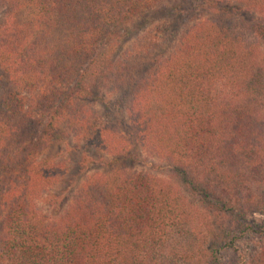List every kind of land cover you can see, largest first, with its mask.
Here are the masks:
<instances>
[{
	"label": "trees",
	"instance_id": "obj_1",
	"mask_svg": "<svg viewBox=\"0 0 264 264\" xmlns=\"http://www.w3.org/2000/svg\"><path fill=\"white\" fill-rule=\"evenodd\" d=\"M162 1L0 0V264H264L242 244H264V193L239 199L264 174V0H201L213 17L123 48ZM99 90L178 189L132 168ZM61 126L113 159L53 209Z\"/></svg>",
	"mask_w": 264,
	"mask_h": 264
},
{
	"label": "rangeland",
	"instance_id": "obj_2",
	"mask_svg": "<svg viewBox=\"0 0 264 264\" xmlns=\"http://www.w3.org/2000/svg\"><path fill=\"white\" fill-rule=\"evenodd\" d=\"M201 0H164L159 4L158 9L153 14H148L144 18H141L136 24L128 26L126 30H121L122 46L123 48L130 47L136 40L144 36V32L150 31V35H160L162 32L166 37L169 32L174 30H183L190 21L199 15L201 18L207 19V17H213L211 6L203 7ZM176 6L177 12L184 13L182 18L180 16L172 18L170 14V7ZM177 15V14H176ZM184 21V23H182ZM158 26L161 28L156 29ZM164 29V30H163ZM162 34V36H163ZM160 51V49H156ZM166 53V52H164ZM150 56L149 59H151ZM147 58V59H148ZM260 58L264 59V47L260 49ZM99 98L97 99L94 109L100 113V115H107L111 112L110 119L121 130L123 137L128 143L127 148L131 154L132 168L137 171H144L154 175L161 182L179 188L180 182L175 177L173 171L166 166V164L158 159L149 155L141 144L138 142L135 136V128L133 121L124 111H112L109 107L113 105L116 97L119 96L118 92H109L105 90L98 91ZM109 106H106V103ZM262 121L264 123V110L262 112ZM63 136L58 141L51 144L45 151V157H48L52 162L61 163L63 166V173L61 180L54 185L52 190L53 196V209L63 206L69 199H71L75 189L81 185L88 177L96 174L107 173L111 168L112 156L106 151L97 148L86 147L82 141L76 139L71 135L67 128L61 126ZM131 163V162H130ZM248 182V187L240 194V200L246 202L248 195L258 197L260 193H264V174H253ZM184 194H188L184 191ZM50 199H46L44 202L45 207H49ZM45 209V208H44ZM57 211V210H56ZM251 216L258 222L264 220V215L259 212H250L248 217ZM208 232V231H207ZM207 234V233H206ZM210 234V233H209ZM209 234L207 236H209ZM257 238L244 237L242 244L244 246L243 252H260L264 249V244L257 243ZM240 248V247H239ZM243 249L240 248L241 251ZM239 251V252H240ZM188 255L192 252H179ZM232 252L225 253L227 255L226 264H234L238 262V253L231 254ZM197 262V259L192 261Z\"/></svg>",
	"mask_w": 264,
	"mask_h": 264
}]
</instances>
